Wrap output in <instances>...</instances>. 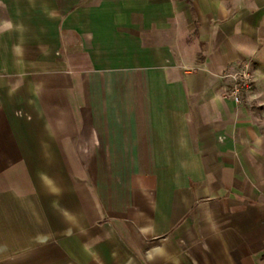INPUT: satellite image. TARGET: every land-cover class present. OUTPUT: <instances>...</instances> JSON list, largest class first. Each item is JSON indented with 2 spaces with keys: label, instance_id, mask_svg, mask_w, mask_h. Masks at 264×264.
<instances>
[{
  "label": "crops",
  "instance_id": "crops-1",
  "mask_svg": "<svg viewBox=\"0 0 264 264\" xmlns=\"http://www.w3.org/2000/svg\"><path fill=\"white\" fill-rule=\"evenodd\" d=\"M244 60L264 0H0V253L264 264V85L224 95Z\"/></svg>",
  "mask_w": 264,
  "mask_h": 264
},
{
  "label": "built area",
  "instance_id": "built-area-1",
  "mask_svg": "<svg viewBox=\"0 0 264 264\" xmlns=\"http://www.w3.org/2000/svg\"><path fill=\"white\" fill-rule=\"evenodd\" d=\"M226 77L231 80V83L224 90L225 96L232 98L237 104L253 100L256 80L252 60L242 61L238 68Z\"/></svg>",
  "mask_w": 264,
  "mask_h": 264
},
{
  "label": "rangeland",
  "instance_id": "rangeland-1",
  "mask_svg": "<svg viewBox=\"0 0 264 264\" xmlns=\"http://www.w3.org/2000/svg\"><path fill=\"white\" fill-rule=\"evenodd\" d=\"M255 74V88L258 85H264V65L261 69V75L258 77L257 67L254 64ZM255 100V90L254 98ZM60 253L47 254L45 251L31 252V253H0V264H60ZM51 261V262H50ZM57 261V262H56Z\"/></svg>",
  "mask_w": 264,
  "mask_h": 264
}]
</instances>
